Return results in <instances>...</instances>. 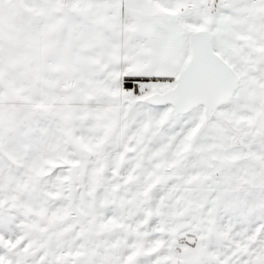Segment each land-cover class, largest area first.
<instances>
[{"label":"snow or ice","instance_id":"obj_1","mask_svg":"<svg viewBox=\"0 0 264 264\" xmlns=\"http://www.w3.org/2000/svg\"><path fill=\"white\" fill-rule=\"evenodd\" d=\"M0 264H264V0H0Z\"/></svg>","mask_w":264,"mask_h":264}]
</instances>
